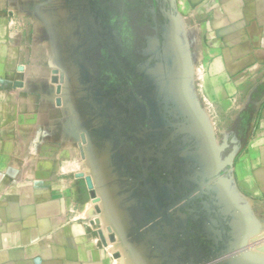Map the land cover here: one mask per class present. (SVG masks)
Wrapping results in <instances>:
<instances>
[{"label":"rangeland","instance_id":"374dc122","mask_svg":"<svg viewBox=\"0 0 264 264\" xmlns=\"http://www.w3.org/2000/svg\"><path fill=\"white\" fill-rule=\"evenodd\" d=\"M193 3L15 1L22 55L28 56L17 87L52 88L54 100L64 98L69 127L101 150L107 168L104 153L111 151L112 174L102 168L99 185L125 183V175L132 185V245L126 259L121 238L112 240L114 253L105 256L75 239L63 256L68 262L264 264V232L253 234L260 225L252 215L235 244L220 237L221 226L223 234H231L226 227L237 218L221 213L228 201L220 189L229 184L228 157L242 144L236 142L235 106L222 112L221 89L210 87L208 70L220 64H208V15L196 12ZM46 73L52 77H42ZM17 177L21 184L28 179L21 171ZM21 194L29 199L38 192ZM31 210L20 206L22 216ZM72 219L77 221L75 214ZM189 229L192 237H183ZM106 243L97 238L99 248L108 249Z\"/></svg>","mask_w":264,"mask_h":264},{"label":"crops","instance_id":"0c3cea01","mask_svg":"<svg viewBox=\"0 0 264 264\" xmlns=\"http://www.w3.org/2000/svg\"><path fill=\"white\" fill-rule=\"evenodd\" d=\"M15 1L19 2L0 0V264H70L63 256L75 239L83 242V249L89 251L87 245L93 244V253L105 256L114 253L112 240L121 238L126 259L132 245V185L127 175L125 183L99 185L96 176L102 168L112 174L111 151L104 153L107 168L101 150L95 151L91 141L69 127L64 98L54 100L52 88L43 92L42 87H17L20 66L28 56L22 55ZM193 4L196 12L208 15V64H220L208 70L210 87L221 89L222 112L230 110L229 104L235 106L231 110H235L236 142L242 144L228 157L233 164L230 182L226 190L220 189L221 199L228 201L221 213L237 217L226 227L231 234H223L222 225L220 237L235 244L240 231L251 225L246 222L251 215L260 225L254 226L253 234L264 232V0H194ZM217 79L226 83L212 81ZM23 164L28 171H22ZM20 171L28 175L23 184L20 177L16 180ZM26 189L38 194L22 199ZM22 205L32 208L30 213L22 216ZM190 233L189 229L182 235ZM97 238L107 240L108 249L99 248ZM54 254L61 259L54 261Z\"/></svg>","mask_w":264,"mask_h":264},{"label":"bare ground","instance_id":"6f19581e","mask_svg":"<svg viewBox=\"0 0 264 264\" xmlns=\"http://www.w3.org/2000/svg\"><path fill=\"white\" fill-rule=\"evenodd\" d=\"M250 203V202H249ZM243 225V224H242Z\"/></svg>","mask_w":264,"mask_h":264}]
</instances>
